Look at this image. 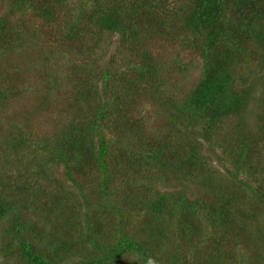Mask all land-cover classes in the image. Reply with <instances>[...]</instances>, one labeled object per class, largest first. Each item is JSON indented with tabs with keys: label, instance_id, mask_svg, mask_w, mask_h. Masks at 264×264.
Instances as JSON below:
<instances>
[{
	"label": "trees",
	"instance_id": "1",
	"mask_svg": "<svg viewBox=\"0 0 264 264\" xmlns=\"http://www.w3.org/2000/svg\"><path fill=\"white\" fill-rule=\"evenodd\" d=\"M0 264H264V0H6Z\"/></svg>",
	"mask_w": 264,
	"mask_h": 264
},
{
	"label": "rangeland",
	"instance_id": "2",
	"mask_svg": "<svg viewBox=\"0 0 264 264\" xmlns=\"http://www.w3.org/2000/svg\"><path fill=\"white\" fill-rule=\"evenodd\" d=\"M6 10V0H0V15H2ZM178 50L177 47H166L165 46V51H161L158 55L160 56V58L169 65V67L172 68H176V66L174 65V63H171V61L173 60H177L179 62V64L181 65H185L189 62H195L196 58H192L189 56L188 53L186 52H180V53H176V51ZM198 63H196V67H191L189 68V71L187 73H180L178 71L173 73V79L174 81H181L182 79H184L187 76V83H195V79L197 77V72H198V67L199 65H197ZM170 71V70H169ZM170 74H172V72L170 71ZM177 87L179 84H176ZM203 152L205 155L210 156V153L206 150L203 149ZM160 189V187H159ZM164 191L166 189H163Z\"/></svg>",
	"mask_w": 264,
	"mask_h": 264
}]
</instances>
